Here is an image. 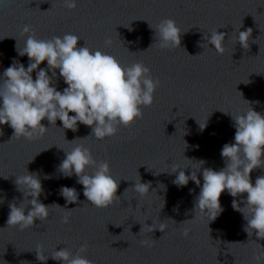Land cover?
I'll use <instances>...</instances> for the list:
<instances>
[{
    "label": "water",
    "instance_id": "1",
    "mask_svg": "<svg viewBox=\"0 0 264 264\" xmlns=\"http://www.w3.org/2000/svg\"><path fill=\"white\" fill-rule=\"evenodd\" d=\"M164 19L180 29V46H161L157 26ZM25 25L30 33L23 32ZM249 28L243 48L238 34ZM217 29L225 34L222 54L206 41ZM32 33L39 39L74 34L78 46L101 50L125 67L144 64L160 85L142 118L119 125L104 140L89 136L91 128L83 124L76 131L60 128L59 120H43L45 134L30 138L12 136L13 129L0 125V264H63L51 258L55 251L67 248L75 255L82 244L87 248L80 254L91 264H264V239L251 229L247 234V221L232 206L236 199L244 207L246 193H222L223 211L211 221V211L195 208L200 186L173 183L180 169L196 173L202 185L205 168L225 167L220 153L234 142L231 115L250 107L264 114V0H78L75 9L63 0H3L0 74L13 59L27 67L28 57L15 46L22 50ZM56 71L55 86L62 91L67 85ZM206 122L201 131L199 123ZM77 145L96 161L88 174L107 161L119 182L108 207L91 205L76 175L59 170L64 151ZM28 172L42 184L40 201L52 206L46 220L21 230L7 219L11 204L31 208L26 187L16 184ZM261 175L264 167L250 173L253 184ZM140 182L150 183L149 191H136ZM64 186L76 190V202H66Z\"/></svg>",
    "mask_w": 264,
    "mask_h": 264
},
{
    "label": "clouds",
    "instance_id": "2",
    "mask_svg": "<svg viewBox=\"0 0 264 264\" xmlns=\"http://www.w3.org/2000/svg\"><path fill=\"white\" fill-rule=\"evenodd\" d=\"M63 2L68 9L78 6V0ZM157 31L162 47L180 46L181 32L174 20H162ZM23 32L30 33V26L25 25ZM251 32L250 28L239 31L238 41L243 48L248 46ZM79 40L74 34L39 39L32 33L27 35L22 50H18L16 44L18 55L28 57L27 67L13 59L11 65L0 74L3 78L0 83V125L6 124L13 129L12 136L30 138L34 133L43 135L47 127L41 122L46 119L49 124L55 125L59 120L60 128L72 131H76L79 124L89 126V136L104 140L114 136L119 125L129 126L136 119L142 118V108L153 104L160 81L153 79L147 66L134 63L125 67L115 57L101 50H92L86 45L78 46ZM206 41L218 53L224 52L225 34L218 29L210 33ZM45 61L46 67L41 68L40 65ZM57 69L59 78L67 85L62 91L55 86ZM231 116L235 128L234 142L224 144L220 153L225 167L220 170L205 168L202 172V185L196 173L186 175L180 169L173 183L182 187L193 181L200 186L195 208L211 211L214 215L211 221L223 211L220 204L222 193L227 191L233 198L246 193L243 199L245 206L240 207V203L233 199V209L241 212L247 221L244 230L248 235L251 229L257 238L264 239V175L258 176L254 184L250 178L254 169L264 167V114L250 107L239 115ZM199 126L203 131L207 122L203 125L199 123ZM64 153L65 158L59 165L64 176L76 175L77 182L83 185V195L91 205L97 208L111 205L118 197L116 193L119 182L110 174L109 163L100 162L96 170L88 174L86 169L96 164L89 149L77 145ZM16 184L26 187L31 197L28 203L31 208L9 205L7 225L18 226L23 230L33 226L36 219L46 220L52 205H45L39 199L43 189L38 175L29 173L18 178ZM148 185L150 183L140 182L135 184L134 189L143 194L149 191ZM61 194L67 203H74L78 199L74 188L64 186ZM245 208L250 212V218L244 213ZM216 212L219 214L215 215ZM63 222L68 223L67 216ZM86 248L87 245L82 244L80 252L75 255L67 248H62L55 251L51 258L63 264H91L89 259L80 254Z\"/></svg>",
    "mask_w": 264,
    "mask_h": 264
}]
</instances>
